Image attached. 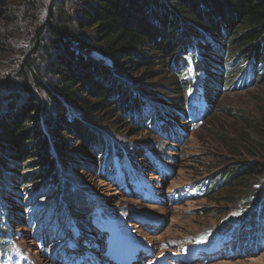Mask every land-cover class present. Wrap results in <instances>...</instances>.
<instances>
[{"label":"trees","instance_id":"trees-1","mask_svg":"<svg viewBox=\"0 0 264 264\" xmlns=\"http://www.w3.org/2000/svg\"><path fill=\"white\" fill-rule=\"evenodd\" d=\"M160 69L175 93L151 82ZM260 82L264 0H0V264L8 250L14 257L20 227L32 232L36 250L45 229L54 233L52 245L62 243L57 233L69 213L88 228L86 208L90 215L95 203L75 196L80 188L69 176L74 160L136 200L137 177L158 176L156 158L142 143H123L107 116L130 124L135 134L178 144L216 113L220 93ZM14 85L22 86L20 93L9 92ZM162 88L172 97L164 100ZM240 119L261 140L259 152L248 154L259 160L243 159L227 170L218 164L210 176L191 181L201 189L197 199L237 207L210 232L230 236L222 256L200 264L264 251V108L258 120ZM213 134L234 140L226 129Z\"/></svg>","mask_w":264,"mask_h":264},{"label":"rangeland","instance_id":"rangeland-1","mask_svg":"<svg viewBox=\"0 0 264 264\" xmlns=\"http://www.w3.org/2000/svg\"><path fill=\"white\" fill-rule=\"evenodd\" d=\"M76 7L74 6L73 8ZM92 33L94 32L89 31L87 36H91ZM21 43L23 44L24 41ZM152 54L153 56L159 57L157 52H153ZM158 68H161V66ZM165 72L166 69H160L158 76L151 82L160 84L162 87L167 86L170 91L175 93L176 89L170 83V77L165 75ZM21 88V85H14L9 92L17 94L18 92L20 93ZM164 88H162V92H164V96L167 99H163L168 100L172 97V94L169 92L170 95H167V91ZM3 95L0 94L1 101L5 100ZM217 97L219 99L216 103L212 98V101L216 105V113L205 122L200 131L198 129L185 138L182 145L172 143V141L170 142V140L163 137L161 139H155L150 133L144 131L135 134V132L130 131V124H123L122 120L116 116L113 118L107 116L106 119H110V128L118 134V137L123 139V143H131L134 146L142 143V145L146 144L145 146L149 147L151 146L149 142L158 140L159 156L163 157L160 163L173 174L168 179V183L164 184L163 188L167 189L168 187V191L170 190L172 193L178 194V189L193 190V185L191 184L193 177L195 181H198L205 176H210L209 173L214 171L213 169L218 164H221L219 165L221 166L220 169L227 170L228 166H231V164H239L243 159L259 160L258 157H251L248 154H257L259 152L258 145L259 142L261 143V140L250 128V123L240 118L250 117L251 119L257 120L260 118L262 108H264V82H260L256 87L250 88L247 91L220 93ZM227 111L233 112L234 117H229ZM210 122H213V125H210ZM124 125L127 126L124 127ZM214 129H226L234 140H221L213 134ZM68 139V141L72 142L73 146H77V139ZM80 151L83 152V150L76 148L73 152L80 154ZM230 151L232 153L231 155L229 154ZM89 156L90 158L91 156L95 157L94 154H89ZM208 156L215 158L212 159V163H210L211 159L207 158ZM84 166L85 164L78 160H74L69 164V167H72V174L69 175L70 180L73 182L74 187L76 184L82 190V192L75 194L76 198L82 199L85 195L84 198L86 200L87 197L83 193V190L89 189L93 191L99 201H104L112 206L113 210L115 209L114 212L120 210L123 218L132 219V221L130 220L127 223L132 232L127 229L124 222L111 224L115 229L116 237L123 239L121 244H124V249L122 248L123 250L121 251L129 250L132 246L130 243L133 244L137 242L136 240L140 241L139 239L143 240L141 242L142 245L150 242V244L158 248L159 256L157 259H160L167 252V244L169 242H172L173 246L181 247L182 241L195 239L190 245L196 246L199 238L203 234H209L212 229L228 220L233 215V210L237 208H227L226 201L221 199L217 200L214 197L213 200H217L215 202L201 198L193 202L183 201L181 202L182 205L179 204L178 206H165V208L153 209L151 204H144L140 200L122 196L114 187L107 185L101 179L97 178L95 171L86 170ZM151 179L158 180V176H152ZM262 179L264 182V178ZM155 200L153 198L152 202ZM210 208L212 209L210 210ZM30 218H32V215ZM161 218L164 220V225L157 234L144 233L143 227L140 224L134 223L136 220L145 223L160 222ZM23 223L26 226V219H23ZM45 231L48 232L45 235L46 243H50L53 240L54 233L51 229H45ZM17 232H21L20 238H17L14 243V251L17 254H14V257L9 259V264H61L59 260H50V257L54 256V252L47 250L43 245L38 246V250L41 248V251L36 250V246L30 241L33 239V234L30 230H27L25 227H20L17 229ZM131 233L137 238L139 237V239L134 238ZM115 250L116 247H113L109 253L113 254ZM192 255L190 254L185 259L189 262ZM166 261L167 259H163L162 261L158 260L156 264H167ZM144 262L148 264L150 260L145 259ZM187 264L199 263L197 260H192ZM210 264H264V251L237 261H219Z\"/></svg>","mask_w":264,"mask_h":264},{"label":"bare ground","instance_id":"bare-ground-1","mask_svg":"<svg viewBox=\"0 0 264 264\" xmlns=\"http://www.w3.org/2000/svg\"><path fill=\"white\" fill-rule=\"evenodd\" d=\"M201 129V128H200ZM200 129H199V131H200ZM156 237V236H155Z\"/></svg>","mask_w":264,"mask_h":264}]
</instances>
